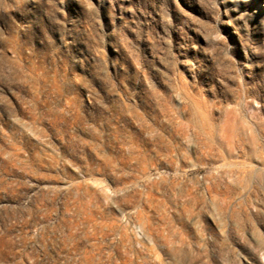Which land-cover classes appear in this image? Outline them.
<instances>
[{
  "label": "rangeland",
  "instance_id": "1",
  "mask_svg": "<svg viewBox=\"0 0 264 264\" xmlns=\"http://www.w3.org/2000/svg\"><path fill=\"white\" fill-rule=\"evenodd\" d=\"M0 264H264V0H0Z\"/></svg>",
  "mask_w": 264,
  "mask_h": 264
}]
</instances>
